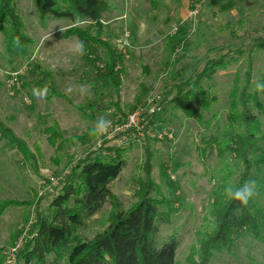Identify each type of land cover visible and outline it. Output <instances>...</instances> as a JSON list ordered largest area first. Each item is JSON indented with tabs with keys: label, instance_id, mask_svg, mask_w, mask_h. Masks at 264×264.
<instances>
[{
	"label": "rangeland",
	"instance_id": "374dc122",
	"mask_svg": "<svg viewBox=\"0 0 264 264\" xmlns=\"http://www.w3.org/2000/svg\"><path fill=\"white\" fill-rule=\"evenodd\" d=\"M16 3L33 44L28 57L12 54L0 33V122L26 143L29 153L0 132V205L6 208L0 214V264H68L77 241L93 240L116 211L129 210L140 200L148 172L155 181L151 196L161 202L163 219L168 220L159 223L158 242L171 234L178 237V264H264V242L247 231L239 230L226 247L208 255L202 247L219 210L215 192L233 185L242 168L225 146L236 132L227 122L235 78L261 98V105L252 109L260 120L255 133L264 156V92L255 87L264 82V49L252 46L257 37L264 38V0H204L197 18L187 13L180 21L188 0H108L98 22H41L36 0ZM175 26H187L188 32L185 47L172 52L168 39ZM73 29L87 40L64 35ZM125 31L130 34V56L123 58L117 91L105 76L107 46L117 51ZM224 56L226 65L208 80L211 100L217 98L208 108L193 102V116L180 108H164L166 89L180 76L200 72ZM13 72H20L19 90L9 84ZM142 85L150 92L137 104ZM153 106L161 109L151 112ZM139 108H146L144 127H126L128 116ZM101 119L111 122L103 134L94 132ZM212 135L220 146L202 143ZM89 154L125 161L111 186L113 198L73 233L69 246L45 260L29 257L32 237L49 217L53 199ZM251 179L257 181L252 204L264 208V165Z\"/></svg>",
	"mask_w": 264,
	"mask_h": 264
},
{
	"label": "trees",
	"instance_id": "16d2710c",
	"mask_svg": "<svg viewBox=\"0 0 264 264\" xmlns=\"http://www.w3.org/2000/svg\"><path fill=\"white\" fill-rule=\"evenodd\" d=\"M36 7L41 22L47 19L98 22L101 14L107 11L109 3L108 0H36ZM186 28L187 26H181L178 32L170 35L168 41L172 52H176L178 46L185 47L188 32ZM0 33L5 37V48L9 53L30 56L33 39L25 32V24L18 13L16 0H0ZM64 35L87 40L76 29L66 31ZM252 46L264 49V38L257 37ZM107 49L105 76L118 91L123 57L115 48L108 45ZM227 59L224 56L219 60H212L200 72L194 69L189 75L180 76L178 81L166 89V95L161 101L164 108H180L187 116L195 115L193 102L203 109L208 108L217 99L211 100L212 86L208 80L213 79L216 68L226 65ZM249 78L250 73L247 75V79ZM235 79L230 89L227 122L236 132L225 146L242 163L240 176L232 185L239 187L251 179L256 168L264 165V156L258 148L255 133L260 128V120L252 109L253 105H261V98L259 95L252 96L248 93L249 87L243 88L241 80ZM141 87V94L135 99L137 104H141L150 92V88L144 85ZM0 132L25 153H29L26 143L1 122ZM212 136L211 139L204 136L202 143L211 144L214 141L217 145L218 137ZM124 166L125 161L120 157L107 158L99 154H89L83 158L53 199L49 217L40 222L30 242L28 256L45 260L46 256L69 246L73 233L86 227L87 220L99 213L113 198L111 186L119 178ZM147 177L140 200L129 210L116 211L109 226L93 240L77 241L68 253V264H178V237L171 234L161 244L158 242L159 223L168 220L163 219L159 204L161 202L151 196L155 181L151 179L150 172ZM214 196L219 210L211 230L202 242L204 255L212 250H221V246L226 247L239 230L247 231L254 239L264 242L263 207H255L251 198L246 205L230 200L224 194V188L217 189ZM4 207L0 205V214L6 209Z\"/></svg>",
	"mask_w": 264,
	"mask_h": 264
},
{
	"label": "built area",
	"instance_id": "2783aa9c",
	"mask_svg": "<svg viewBox=\"0 0 264 264\" xmlns=\"http://www.w3.org/2000/svg\"><path fill=\"white\" fill-rule=\"evenodd\" d=\"M188 17L190 19H195L197 18V16L200 14L201 10H202V0H188ZM194 21V20H193ZM176 29V31H174V33H176L179 30V26H175L174 27ZM130 34L129 32L124 33V36L121 40H119V42L116 44V48L117 51L122 55V57L124 59H127L130 54L128 52V47H130ZM20 74V72H13L10 73V77L12 76V78L9 79V84L13 87V89L19 90L20 87V82L18 80V75ZM158 98L160 99V97L158 96ZM161 109V106H153L151 108V112H156L155 109ZM144 110H146V108H143ZM143 109H137L135 112H132L129 116H128V122L125 125L126 127H136V128H140L142 129L144 127V123L141 122V117L142 115H144V111ZM118 130V127L112 129V131H110L111 133H115Z\"/></svg>",
	"mask_w": 264,
	"mask_h": 264
},
{
	"label": "clouds",
	"instance_id": "9594fccd",
	"mask_svg": "<svg viewBox=\"0 0 264 264\" xmlns=\"http://www.w3.org/2000/svg\"><path fill=\"white\" fill-rule=\"evenodd\" d=\"M256 90L264 92V82L256 83ZM110 121L101 119L97 121L94 132L103 134L107 131L110 126ZM257 181L254 179L246 180L241 186L233 187L227 185L224 188V194L230 200L239 201L241 205H246L250 198H252L256 192Z\"/></svg>",
	"mask_w": 264,
	"mask_h": 264
},
{
	"label": "crops",
	"instance_id": "0c3cea01",
	"mask_svg": "<svg viewBox=\"0 0 264 264\" xmlns=\"http://www.w3.org/2000/svg\"><path fill=\"white\" fill-rule=\"evenodd\" d=\"M187 11H188V7H187V10H186L185 12H183V16H182L181 13H179V19H178L179 21L182 20L183 17L187 16V13H188ZM179 21H178V22H179Z\"/></svg>",
	"mask_w": 264,
	"mask_h": 264
}]
</instances>
